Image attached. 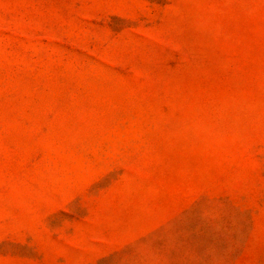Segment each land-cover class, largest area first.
Returning <instances> with one entry per match:
<instances>
[{
	"label": "rangeland",
	"instance_id": "1",
	"mask_svg": "<svg viewBox=\"0 0 264 264\" xmlns=\"http://www.w3.org/2000/svg\"><path fill=\"white\" fill-rule=\"evenodd\" d=\"M0 264H264V0H0Z\"/></svg>",
	"mask_w": 264,
	"mask_h": 264
}]
</instances>
